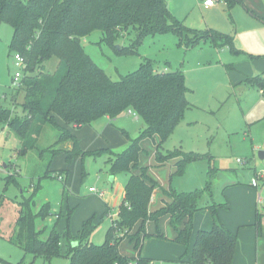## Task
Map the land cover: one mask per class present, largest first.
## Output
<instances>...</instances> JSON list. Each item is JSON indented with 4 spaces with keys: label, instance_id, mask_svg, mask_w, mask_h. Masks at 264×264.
I'll use <instances>...</instances> for the list:
<instances>
[{
    "label": "trees",
    "instance_id": "obj_1",
    "mask_svg": "<svg viewBox=\"0 0 264 264\" xmlns=\"http://www.w3.org/2000/svg\"><path fill=\"white\" fill-rule=\"evenodd\" d=\"M235 2L242 1L224 0L226 6ZM2 23L9 24L13 31L9 54L19 52L26 61L23 78L12 93L16 99L22 91V102L12 107L0 102V126L6 125L19 139L16 153L26 155L33 151L40 158L47 155L44 175L48 177L55 172L53 175L62 176L64 184L70 169L68 165L101 152L109 153L107 164L111 174L122 171L128 175L117 215L100 245L89 240L93 217L84 221L77 235L72 234L69 228L72 209L69 207L63 215L61 211L55 214L50 231L41 237L45 233L44 225L37 226L36 221L45 220L53 213L48 201L35 210L37 187L19 202L18 217L7 235L8 241L24 254H32L33 259L49 260L60 256L67 258L68 264H150V258L141 255L146 238L188 246L194 227L193 215L207 208L212 216V227L197 231L190 253L185 257L192 264H231L237 235L221 222L216 209L227 203H209L204 207L198 204L204 190L209 189L210 180L205 189L177 191L170 183L167 186L159 183L149 166L139 162L142 152L148 154L150 151L157 163L174 160L171 178L182 173L188 163L201 158L198 153L179 148L162 150L163 142L190 105L186 99L184 73L179 69H157L153 59L143 57L135 70L113 80L89 57L82 44L84 37L93 30H100L101 40L118 55L125 56L137 54L141 41L148 35L173 32L179 44L190 47L206 39L231 46V38L211 29L200 31L185 26L168 9L165 0H0V26ZM128 37V45L117 47L116 40ZM53 56L58 60L55 70L42 72L46 61ZM258 80L259 84L245 83L264 92V79L259 77ZM128 110L143 120L144 127L134 138L120 129L128 140L126 147L113 151L107 147L85 149L80 146L75 129L101 116L111 123ZM50 127L56 138L50 145L41 146L39 137ZM143 141L150 146L142 147ZM66 142H71V147L63 148ZM60 155L68 168H51L54 158ZM8 174L4 177L5 185L14 178L11 177L14 173ZM156 189L161 193L162 203L152 207ZM1 198L2 195L0 204ZM61 216H66V223L59 230L57 223ZM253 224L259 233L260 213H256ZM0 262L33 263H26L24 256L16 262L2 258Z\"/></svg>",
    "mask_w": 264,
    "mask_h": 264
},
{
    "label": "rangeland",
    "instance_id": "obj_2",
    "mask_svg": "<svg viewBox=\"0 0 264 264\" xmlns=\"http://www.w3.org/2000/svg\"><path fill=\"white\" fill-rule=\"evenodd\" d=\"M165 1L168 9L185 26L200 31L211 29L228 35L231 46L223 45L222 41L214 43L206 39L190 47L179 44L176 35L168 32L144 37L137 54L124 56L118 55L113 47L101 40L100 30H93L82 39L85 51L113 80L135 70L143 57L153 59L157 69L181 70L187 87L186 99L190 105L171 135L163 142L162 150L179 148L184 152L198 153L201 158L188 163L182 173L169 177L171 187L177 191L205 189L210 180L209 189L204 190L198 200L199 206L227 202V217L237 218L244 215L247 205L255 196L257 207L264 210V180L259 179L257 186L251 184L256 173L264 170V158L258 154L264 151V92L257 86L245 83L259 84L258 78L264 79V0H241V3L235 2L231 6H226L224 0H218L210 9H199L197 0ZM12 33L9 24H1L0 102L11 107L24 98L22 91L16 99L12 96L16 88L12 84L15 67L8 46ZM128 39L116 40L115 43L117 47L125 46L129 44ZM57 63L56 57H50L41 71L53 72ZM134 117L131 113H123L111 123L104 116L96 118L91 124L82 127L78 138L80 146L85 149L107 147L120 151L128 143L120 129L134 138L144 127L143 120ZM55 138V131L51 127L47 128L39 137V144L50 145ZM147 146L150 143L143 141L142 147ZM19 147V139L6 125L0 126V259L16 262L24 256L26 263L68 264L69 260L60 256L49 260L41 257L33 259L32 254H24L7 239L18 217L19 202L36 187L35 210L48 201L53 213L45 220L36 221L37 226L44 225L42 229L45 233L41 237L44 238L50 231L56 219L55 214L61 211L63 215L69 207L72 209L69 224L72 234L77 235L84 221L93 217L89 240L100 245L117 215V207L127 184V173L117 171L111 174L107 164L109 153L101 152L95 156L86 155L82 162L68 165L70 169L64 177V184L53 175L55 172L48 177L44 175L47 155L40 158L33 151L18 155L16 151ZM67 147L63 145V148ZM139 162L148 165L150 173L160 183L167 177L172 161L157 163L150 151L148 154L142 152ZM5 165L6 169H3ZM51 168H68L63 155L54 158ZM8 173L16 174H12L14 178L5 185L4 177L10 175ZM89 187L96 189L97 193L90 192ZM100 191L103 192L102 196L98 193ZM258 196L262 198L261 201H258ZM65 223L66 216H61L57 228L61 230ZM148 239L146 244L144 241L145 248L150 247L149 251L153 253L156 248L152 242L162 241L153 237ZM124 251L128 249L124 248Z\"/></svg>",
    "mask_w": 264,
    "mask_h": 264
},
{
    "label": "crops",
    "instance_id": "obj_3",
    "mask_svg": "<svg viewBox=\"0 0 264 264\" xmlns=\"http://www.w3.org/2000/svg\"><path fill=\"white\" fill-rule=\"evenodd\" d=\"M225 4V3H224ZM197 6L199 9H210L204 8L200 4V0H197ZM85 39V37H84ZM83 39V40H84ZM123 114V113H122ZM105 117V116H104ZM137 118V117H134ZM81 128L75 129L74 132L76 136L79 138L81 136ZM66 142L65 146L67 148L71 147V143ZM169 164V168L167 170V177L162 179L160 182L163 186H167L170 183L169 174L174 170V160ZM167 162V161H166ZM6 166H2L3 169H6ZM6 172V170H5ZM4 172V173H5ZM111 180V178H110ZM257 186V185H256ZM91 192V191H90ZM259 193V192H258ZM64 195V194H63ZM152 198V207H157L162 203V196L158 189H156L153 193ZM262 198L258 196V201H261ZM263 201V200H262ZM214 203V202H212ZM227 203V202H226ZM155 204V205H154ZM221 204V203H220ZM207 205V204H206ZM217 213L220 217V220L226 225V227L233 233L237 235V243L233 253V259L231 264H264V210H260L257 207V203L255 202V196H253L251 202L247 205L246 210L243 212L244 215H239L237 218L227 217L228 206H218ZM264 209V206H263ZM260 213V231L258 233L257 227L254 223L256 213ZM245 216L244 218H242ZM193 231L190 237V244L186 247L185 245L180 243L170 242L164 239H158L162 242H157L154 240L152 245L155 246L156 250L151 253L149 251L150 247L142 248L141 255L145 258H150V264H192L187 261L185 257L186 254L190 253L194 237L198 230H207L212 227V216L210 210L207 208H201L193 215L192 221ZM155 239V238H153ZM149 239L146 238V241ZM157 240V239H156ZM185 260V261H183ZM194 264V263H193ZM209 264V263H208Z\"/></svg>",
    "mask_w": 264,
    "mask_h": 264
},
{
    "label": "built area",
    "instance_id": "obj_4",
    "mask_svg": "<svg viewBox=\"0 0 264 264\" xmlns=\"http://www.w3.org/2000/svg\"><path fill=\"white\" fill-rule=\"evenodd\" d=\"M218 0H200V4L204 8H209L212 7L216 4ZM11 60L13 62V65L15 67V72L13 74L12 78V84L14 86H18L20 84L21 79L23 78V71L26 67V61L24 60L23 56L19 52H13L11 55ZM129 113L133 114L134 113L131 110H128ZM1 171V170H0ZM256 178L252 179L251 184L253 185H258V180L262 179L264 180V170H260L256 173L255 175ZM58 180H63L62 176L57 177ZM89 191L97 193V190L94 189L93 187H89ZM99 195H103V192L100 191L98 192Z\"/></svg>",
    "mask_w": 264,
    "mask_h": 264
},
{
    "label": "water",
    "instance_id": "obj_5",
    "mask_svg": "<svg viewBox=\"0 0 264 264\" xmlns=\"http://www.w3.org/2000/svg\"><path fill=\"white\" fill-rule=\"evenodd\" d=\"M258 154H259V157H260V158H264V151H259Z\"/></svg>",
    "mask_w": 264,
    "mask_h": 264
}]
</instances>
